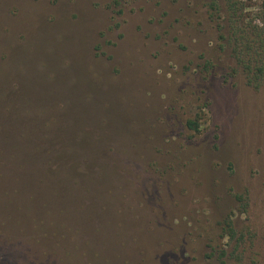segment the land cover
Masks as SVG:
<instances>
[{"label":"rangeland","instance_id":"1","mask_svg":"<svg viewBox=\"0 0 264 264\" xmlns=\"http://www.w3.org/2000/svg\"><path fill=\"white\" fill-rule=\"evenodd\" d=\"M212 1L0 0V264H264V73Z\"/></svg>","mask_w":264,"mask_h":264},{"label":"trees","instance_id":"2","mask_svg":"<svg viewBox=\"0 0 264 264\" xmlns=\"http://www.w3.org/2000/svg\"><path fill=\"white\" fill-rule=\"evenodd\" d=\"M228 14L230 17V34L234 36L233 34H237V28H240L241 30L239 31L240 35L247 34L248 37L247 40L245 37H241V41H237L236 37L234 36V40L232 39L231 41V46L232 50L236 54L238 60L243 63L242 65L245 66L248 74L253 69V72L249 76L250 81H256L255 83L258 82L257 79H259L263 73H264V62L261 61L263 60L262 54L264 53V0H260L259 6L257 8L258 16L260 18V23H254V25L250 28H253L251 32L246 31L245 25L241 26L239 25V21H233L235 17H237V13L242 12V0H225ZM213 6H217V1L214 0L212 1ZM239 17V16H238ZM234 29V30H233ZM251 36L254 37V39L251 40ZM256 48V50L254 48ZM252 48V53L251 49ZM263 51V52H262ZM258 54V57H254V54ZM252 54V56H251ZM242 56V57H240ZM255 62L256 68H252V63ZM259 83V82H258ZM257 83V84H258ZM186 126L193 132L198 131V122L197 119L195 118H188L186 119ZM226 225L228 227V234L229 236L234 234V230L231 226V220L228 219L226 220Z\"/></svg>","mask_w":264,"mask_h":264}]
</instances>
